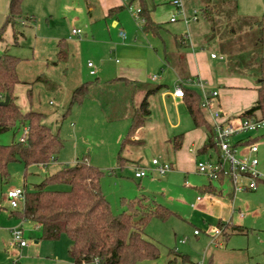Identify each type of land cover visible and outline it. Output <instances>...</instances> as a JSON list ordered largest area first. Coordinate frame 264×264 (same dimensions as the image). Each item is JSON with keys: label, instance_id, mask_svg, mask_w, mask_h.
Returning <instances> with one entry per match:
<instances>
[{"label": "rangeland", "instance_id": "1", "mask_svg": "<svg viewBox=\"0 0 264 264\" xmlns=\"http://www.w3.org/2000/svg\"><path fill=\"white\" fill-rule=\"evenodd\" d=\"M168 1L144 0V7L156 15L155 23L161 27L158 38L150 32L144 34L141 28L142 17L137 15V9H140L137 1L125 4V9L117 15L118 26L113 27L110 20L103 19L100 15L95 0H22L21 18L17 20L14 29L8 25L1 30L8 8L7 0H0V56L9 54L21 59V80L32 81L40 72H49L45 63L53 59L55 43L59 39H67L71 31L76 29L80 30L81 35L71 42L75 54L70 58L68 66L73 77L80 74L82 82H92L80 109L74 106L66 116L64 111L68 93L63 94V98H58L46 94L44 87L38 85L40 92L35 93L41 94L40 111L48 114L43 123L53 133H58L63 141V149L57 156L56 165L47 168L33 165L25 168L22 163L13 162L7 167L8 177H0V264H68V238L62 235L58 240H42L41 232L29 221L22 223L23 239L27 247L20 250L18 246H9L12 240L10 231L20 222L10 218L11 211L16 209L9 206L6 194L14 188L30 190L60 166H71L83 160L103 172L100 187L112 214L125 210L126 202L140 195H145L170 211L165 219L151 218L144 229V237L158 247L159 257L155 262L146 259L136 264H264V129L249 135L252 138L258 137L256 171L263 180L256 183L255 190L235 192L232 197L228 193L214 197L197 192L196 187L208 180L195 171L198 161L208 159L205 155L194 156V161L183 172L177 171L174 165L164 175L159 176L153 172V159L159 162L170 160L165 156L167 152L161 153L164 147L159 151V138L152 134L145 138L139 166L116 167L120 142L127 135L129 127L126 113L131 109L133 97L135 104L139 105L141 101L138 99L139 90L112 82L118 67L131 61H140L148 78L159 77L162 44L169 47L171 34L187 32L192 25H185L180 20V12ZM181 2L186 16H191L192 8L198 9L199 6L198 0ZM236 2L237 14L241 17L264 15V0ZM87 3L93 6L90 16ZM170 5L176 10L171 16L176 18L175 24L168 22L171 18L167 13L171 9ZM26 18L31 19V22H27ZM120 31L124 34L121 39ZM14 32L19 33L16 38L13 36ZM73 43H77L78 47ZM115 60H118V64ZM88 61L93 64L96 77L89 76L86 68ZM97 78L99 85L93 84ZM248 82L253 86L255 84L254 80L249 79ZM147 83L148 88L144 86L145 89L141 92L143 95L146 90L157 85V81L148 80ZM245 86V91H248L246 97L254 98L255 91L250 89L249 84ZM26 88L18 85L13 93L15 102L22 111L27 109ZM158 99L154 94L148 97L151 112L149 121H158L161 126L163 117ZM49 100H52V105H49ZM205 118L208 120L206 115ZM208 123L210 124V120ZM22 134V129L1 133L0 144L9 145L20 139ZM210 156V160L214 161V156ZM136 167L146 171V176L141 180L133 176ZM211 182L215 184V181ZM227 183L231 185L229 179ZM243 183L247 184V181ZM58 188L67 189L66 186ZM196 197L201 198L202 202L197 203ZM226 225L230 227L228 233L223 231V235L228 234V238H222V247L216 248L215 239L221 238H216L214 231ZM232 227H239L242 232Z\"/></svg>", "mask_w": 264, "mask_h": 264}, {"label": "trees", "instance_id": "2", "mask_svg": "<svg viewBox=\"0 0 264 264\" xmlns=\"http://www.w3.org/2000/svg\"><path fill=\"white\" fill-rule=\"evenodd\" d=\"M139 15L143 19L142 29L157 34L159 29L149 18L142 0ZM22 0H9L4 27L14 29L21 18ZM196 39L207 46L212 54L221 56L217 69L221 74L245 77L254 80L257 94L253 105L236 118H264V15L241 17L237 14L236 0H198ZM120 7L116 11H121ZM114 10H111V13ZM27 21L31 19L26 18ZM19 33L14 32L13 36ZM181 45V41L178 42ZM75 50L71 43L60 39L55 43L52 60L45 67L50 71L40 72L32 81H23L19 76L21 59L9 54L0 56V134L8 130L26 128L24 143L17 141L9 145L0 144V177H8L10 163L20 162L25 168L38 165L51 166L63 149L58 133H53L43 120L48 115L40 111L41 94L38 85L48 95L63 98L68 93L64 116L87 97L89 82H82L79 74L74 78L68 66ZM168 56L165 55L167 60ZM49 74V75H47ZM48 76V77H47ZM70 79V82L68 80ZM69 83V85H68ZM18 85L26 86L27 109L22 111L13 95ZM159 87L148 90L140 104L133 109L128 132L120 142L116 155V167L139 166L141 152L149 128L148 97ZM187 111L195 127L205 126L207 140L200 152L214 148L212 125L205 122L200 96L192 89L182 87ZM6 97V105L2 103ZM49 100V105H52ZM182 135L175 136L157 146L169 159L181 148ZM165 151V152H164ZM103 172L88 164L86 160L71 166H60L32 189L25 191V201L17 218L36 224L45 241L58 240L65 235L69 240L67 255L73 264H136L141 260L155 262L159 249L144 237V229L151 218L165 219L170 211L145 195L126 202V209L112 214L109 203L100 187ZM66 186V190L58 187ZM227 226V225H226ZM223 227V226H222ZM241 231L239 227H237ZM224 231V229H222ZM239 231V232H240Z\"/></svg>", "mask_w": 264, "mask_h": 264}, {"label": "crops", "instance_id": "3", "mask_svg": "<svg viewBox=\"0 0 264 264\" xmlns=\"http://www.w3.org/2000/svg\"><path fill=\"white\" fill-rule=\"evenodd\" d=\"M127 2L128 0H95V4L100 15H102L103 19L110 20L112 22L113 27L118 26L119 21L117 19V15L125 9V4H127ZM132 2L134 1L130 0L128 2V5H130ZM142 2L144 5V0H142ZM8 3L9 0H7V8H8ZM120 7L124 9L121 11H116ZM170 8L171 9H168L167 12L169 17L174 15L176 11L171 5ZM192 9H193L192 12L194 10L197 11V9L195 8ZM92 10H93V6L87 3V12L89 16ZM111 10H114V12H112V14L109 15V13H111ZM148 14L150 20L155 25H157L155 23L157 19L156 15L152 14L151 12H149ZM27 22H31V20ZM168 22L170 24H175L177 20L171 22L169 18ZM190 23L192 25L190 30H188L187 32L180 33L179 35L176 34L170 35L171 43L169 47L166 48L165 43L162 44V52H161L162 61L160 60V65H162V67L159 68V72L161 73L159 77L152 76L151 78L150 77L148 78L149 75L147 74V72H145L144 66H142L143 64L140 61L137 62L131 61L129 63H125V66L123 67L122 66L118 67L115 77L112 80V82L114 81L125 84L128 88L132 87L135 88V90H139L138 92L140 93H138L139 94L138 99L141 100L143 99L142 96L144 97L148 90H152L159 87V89L152 94H154L155 97L159 98L158 100L160 102V106L162 109L163 120L161 122V126L159 123H157L158 121L155 120L153 121L151 120V122L149 121L150 125L148 128L147 136H150L151 134L155 135L157 138H159V144H160V141L162 143L175 136L182 135L181 148L169 158L170 161L162 160L164 162L169 163L172 166L174 165L175 169L180 172L185 171L188 165L194 161V156L198 157L199 155H205L208 157V159H210L211 158L210 155L212 154L216 159L217 151L214 147V148H209L204 153L200 152L201 148L204 146L207 140L206 128L205 126L195 127L187 111L184 100L182 98H176L172 95L173 90L177 84H181L185 88L194 90L200 96L201 99V89L190 83V81L201 79L206 84L205 89L207 91L214 90L218 92L217 106L219 107L223 116L229 118L237 117L240 113H242V111L248 109L250 105H253L257 97L255 87L252 84H250L248 82V79H246L245 77L225 75L219 72V70L217 69L218 68L217 64L220 61V59L219 58L211 59L210 56L212 52L210 51V49L207 46L200 44V42L196 39L197 37L196 22H190ZM21 24L23 25L24 23L21 22ZM160 30L161 27L159 26V29L157 30V34L155 35L152 33L151 34L159 38ZM121 32L122 31L119 32L120 39L123 38L120 35ZM143 32L144 34H149V32H145L144 30ZM69 37L70 34L67 37V39H64L69 43L74 41L73 40L74 38H79V37H72V38ZM179 41H181V45L178 44ZM73 44L78 47L77 43H73ZM165 55L168 56L167 60L165 59ZM217 57H221V56L217 55ZM87 63H86V68L88 69ZM115 63L118 64V60H115ZM89 76L96 77L97 73H95L94 75L89 74ZM153 77H155L154 80H152ZM148 80H150L151 82L157 81V85L154 88L146 90L145 94L143 95V93L141 92L143 89H145L144 86L148 88L147 87ZM99 83H100L99 78H97L93 82V84H97V85H99ZM245 84H249L251 87L250 89L255 91L254 98L250 99L249 97H246L245 94L248 91H245V89H247V86H245ZM241 95L242 96L245 95V97H242ZM133 96H135V91ZM82 103L76 106L78 110L80 109ZM137 106L138 105L135 104L133 97L131 101V109L129 112L126 113V117L129 120V124H130L131 115L133 113V109ZM201 109L206 124L210 125L212 121L208 111L206 109H203L202 106ZM205 115L208 118V120L205 118ZM209 120H210V124L208 123ZM249 135L250 133L240 134L233 138L232 143L237 148L239 155L247 154L246 145L248 143L251 142L256 144V140L258 139V137L252 138ZM257 153H258V149H257ZM257 153L255 154V156L257 155ZM57 160L51 163V166L58 164ZM142 178L137 180H141ZM227 179L229 178H223L218 181H215V184L207 180V183L196 187V190L199 194H204L208 196L219 197L222 196L224 193H228L232 197L235 192L233 190L232 182L230 181L231 185H229L227 183ZM197 198L198 197H196L197 203L202 202L201 198L200 201H198ZM14 212L15 211H11L10 218L12 217L16 219L18 222H20L18 225L14 226V228L19 226L22 228V223L24 222V220H20L19 218H17ZM32 224L34 225L35 228H37V230L40 231L39 227L36 224L34 223ZM229 227H230L229 225L224 227L220 226V230L222 233L220 235H215L216 238L218 237L221 238V239H215L216 248L222 247V243H223L222 238L223 240L224 239L226 240L228 238V234L223 235L222 229H224L225 233H228L227 231L229 230ZM14 228H12L11 231ZM238 231L240 230L238 229ZM241 232L242 229L240 233ZM26 247H18V248L22 250L25 249ZM212 258L213 257H211V261ZM69 262L73 264L70 261V259ZM69 262L68 264H70ZM58 264H64V263L59 262Z\"/></svg>", "mask_w": 264, "mask_h": 264}, {"label": "built area", "instance_id": "4", "mask_svg": "<svg viewBox=\"0 0 264 264\" xmlns=\"http://www.w3.org/2000/svg\"><path fill=\"white\" fill-rule=\"evenodd\" d=\"M169 3L180 12L181 20L185 25L190 22H196L198 12L194 10L191 16H186L183 12L181 0H169ZM140 9H137L139 15ZM171 22L176 21L175 17L170 18ZM142 19V24H143ZM80 30L73 29L70 37H80ZM120 35L124 37L121 32ZM211 59H222L215 54H211ZM89 74L94 75V67L91 62L87 63ZM155 77L152 78L154 80ZM191 84L201 89V106L206 109L211 117V125L214 133V146L217 151V156L214 161L207 159L205 161H198L196 163V172L206 177L209 181H218L223 178H229L233 185L234 192L255 190L256 183L263 180L261 175L256 171L257 159V145L255 143H248L246 145L247 154L239 155L237 148L233 145L232 140L235 136L240 134L254 133L264 129V118H236L224 117L219 107L217 106L218 92L214 90L207 91L206 84L201 79L190 81ZM181 84H177L173 90L172 95L176 98L183 97V89ZM26 128L23 129V134L19 142L24 143L26 136ZM153 172L159 176L164 175L172 170V167L167 162H159L156 159L151 161ZM146 176V171L141 167H136L134 170V178L140 179ZM243 181H247L244 184ZM6 198L8 199L9 206L13 209L22 208L25 201V191L23 188L10 189ZM200 201V198H197ZM197 234V232H194ZM215 235H220L221 230H215ZM12 240L9 244L10 247H26L27 243L23 239L22 228L16 227L11 231Z\"/></svg>", "mask_w": 264, "mask_h": 264}, {"label": "water", "instance_id": "5", "mask_svg": "<svg viewBox=\"0 0 264 264\" xmlns=\"http://www.w3.org/2000/svg\"><path fill=\"white\" fill-rule=\"evenodd\" d=\"M8 102V98L6 97L5 101L2 103L3 105H6Z\"/></svg>", "mask_w": 264, "mask_h": 264}]
</instances>
